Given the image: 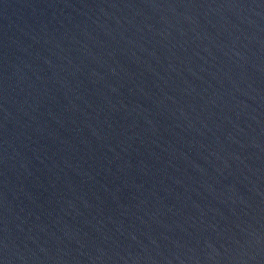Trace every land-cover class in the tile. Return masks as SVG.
I'll use <instances>...</instances> for the list:
<instances>
[{"label":"water","instance_id":"1","mask_svg":"<svg viewBox=\"0 0 264 264\" xmlns=\"http://www.w3.org/2000/svg\"><path fill=\"white\" fill-rule=\"evenodd\" d=\"M0 264H264V0H0Z\"/></svg>","mask_w":264,"mask_h":264}]
</instances>
